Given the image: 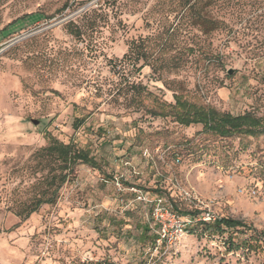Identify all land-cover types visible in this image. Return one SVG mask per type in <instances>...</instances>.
I'll use <instances>...</instances> for the list:
<instances>
[{"label": "rangeland", "instance_id": "obj_1", "mask_svg": "<svg viewBox=\"0 0 264 264\" xmlns=\"http://www.w3.org/2000/svg\"><path fill=\"white\" fill-rule=\"evenodd\" d=\"M184 2L0 0V264H264V135L206 133L169 105L178 93L264 116V0H190L217 22L206 33ZM139 38L151 65L115 69ZM137 85L151 93L140 99ZM48 134L99 166L77 165L56 203L27 214L48 192ZM140 194L164 198L191 229L144 240L145 224L160 236ZM193 210L253 229H195Z\"/></svg>", "mask_w": 264, "mask_h": 264}, {"label": "trees", "instance_id": "obj_2", "mask_svg": "<svg viewBox=\"0 0 264 264\" xmlns=\"http://www.w3.org/2000/svg\"><path fill=\"white\" fill-rule=\"evenodd\" d=\"M184 1L185 2L182 4V7L193 13L192 16H195L197 25L201 27L203 33H206L207 30H214L218 28V26H216V21L206 20L205 16L202 14L201 9L194 8V5H189L188 3L190 0ZM67 5L68 4H65L64 7H66ZM36 12L43 14V18L46 17L43 12ZM70 32L75 36H81L82 34L79 28H71ZM193 51V48L190 47L189 52ZM150 57L151 55L149 52V44L147 43V39H133L129 45L128 51L121 59L115 61L113 67L115 69H117V67H119L120 69H124L125 67H132L141 71L143 67L151 65L149 64ZM135 88H137V96L140 99L143 98L144 95H148L149 93H151L149 91L147 92V90H141V85H137ZM174 97L175 99H177V103H171L169 105L170 107H172V109L173 107L176 108V111L173 112V115L175 119L183 125L189 126L191 124H202L203 131H205L206 133H213L223 138H239L244 136L258 137L264 135V116H257L251 111L235 115L230 112L220 111L215 107L200 106L195 103L184 101L181 99V96L178 93H175ZM151 111L154 114L159 112H154L156 110ZM82 121L83 120L81 119H77L74 127L79 128L83 123ZM47 137L48 145L44 146L41 149V162H45V165L47 167H49L50 165L52 166L47 177L45 178V181L47 182L48 192H45L43 196L37 198L36 202L28 209L27 214L36 211L44 203H56L60 188L65 182L71 180L72 175L76 171L77 165L88 164L93 167L99 166L96 158L91 155L90 149L80 147L78 141H65L50 134H48ZM56 169L58 172H56ZM200 213L201 211L199 210H193L190 215L193 220L197 219V221H194L195 229V226L198 227V225L202 226L203 230H213V226H217V229L219 231H225L226 229H237L239 227L243 228V231H249L253 229V227L249 226L247 223L231 217H222L219 219V221L212 224L204 221L201 216H199ZM188 226L186 229L190 230L191 228H188ZM194 228L192 229L194 230ZM150 230L151 229L148 224L142 226V236L144 240L150 239L152 241V244H155L157 236H155V238H152V236H148V232ZM100 264L116 263L106 261L104 263L100 262Z\"/></svg>", "mask_w": 264, "mask_h": 264}, {"label": "built area", "instance_id": "obj_3", "mask_svg": "<svg viewBox=\"0 0 264 264\" xmlns=\"http://www.w3.org/2000/svg\"><path fill=\"white\" fill-rule=\"evenodd\" d=\"M139 199L142 200L145 204L150 205L152 216L154 218V231L158 233L160 238L157 236L156 241H160L164 236H167L169 229L173 233L182 235L187 232V226L191 223V220L188 222L184 220L181 215L177 214L173 206L169 205L164 198L161 196H156L151 199L146 194H140ZM212 217L210 212L204 214L203 219Z\"/></svg>", "mask_w": 264, "mask_h": 264}]
</instances>
